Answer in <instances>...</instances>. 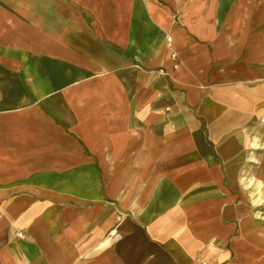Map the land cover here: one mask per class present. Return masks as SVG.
Here are the masks:
<instances>
[{"label":"crops","instance_id":"obj_1","mask_svg":"<svg viewBox=\"0 0 264 264\" xmlns=\"http://www.w3.org/2000/svg\"><path fill=\"white\" fill-rule=\"evenodd\" d=\"M263 117L264 0H0V264H264Z\"/></svg>","mask_w":264,"mask_h":264},{"label":"rangeland","instance_id":"obj_2","mask_svg":"<svg viewBox=\"0 0 264 264\" xmlns=\"http://www.w3.org/2000/svg\"><path fill=\"white\" fill-rule=\"evenodd\" d=\"M260 122L264 123V117ZM250 183L251 196H253V199H257L251 203V205H254L255 207V211L253 213L257 216V221H260L264 227V191H259L260 189L262 190L264 188V182L261 183L259 180H256L254 177H252Z\"/></svg>","mask_w":264,"mask_h":264},{"label":"built area","instance_id":"obj_3","mask_svg":"<svg viewBox=\"0 0 264 264\" xmlns=\"http://www.w3.org/2000/svg\"><path fill=\"white\" fill-rule=\"evenodd\" d=\"M18 236H21L22 234L21 233H17Z\"/></svg>","mask_w":264,"mask_h":264}]
</instances>
